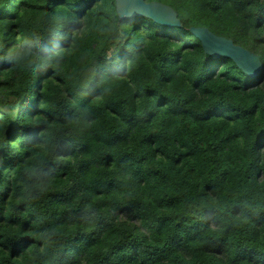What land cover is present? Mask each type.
<instances>
[{
	"label": "trees",
	"instance_id": "trees-1",
	"mask_svg": "<svg viewBox=\"0 0 264 264\" xmlns=\"http://www.w3.org/2000/svg\"><path fill=\"white\" fill-rule=\"evenodd\" d=\"M146 1L0 0V264H264V0Z\"/></svg>",
	"mask_w": 264,
	"mask_h": 264
},
{
	"label": "water",
	"instance_id": "water-1",
	"mask_svg": "<svg viewBox=\"0 0 264 264\" xmlns=\"http://www.w3.org/2000/svg\"><path fill=\"white\" fill-rule=\"evenodd\" d=\"M115 2L120 19L143 16L163 26L181 25L177 12L167 4L146 0H115ZM191 31L201 40L204 51L213 58H230L243 73L250 77L260 74L263 65L259 55L235 44L231 39L212 33L208 28L194 27Z\"/></svg>",
	"mask_w": 264,
	"mask_h": 264
}]
</instances>
